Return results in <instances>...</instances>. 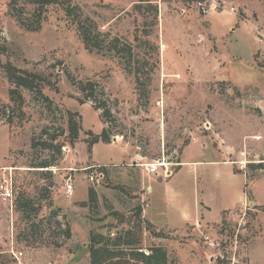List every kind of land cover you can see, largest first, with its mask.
Wrapping results in <instances>:
<instances>
[{
	"label": "rangeland",
	"instance_id": "374dc122",
	"mask_svg": "<svg viewBox=\"0 0 264 264\" xmlns=\"http://www.w3.org/2000/svg\"><path fill=\"white\" fill-rule=\"evenodd\" d=\"M0 61L46 80L0 70V264H90L96 234L168 264H264V0H0ZM178 161L198 164L166 182ZM90 188L97 206L74 207Z\"/></svg>",
	"mask_w": 264,
	"mask_h": 264
},
{
	"label": "trees",
	"instance_id": "16d2710c",
	"mask_svg": "<svg viewBox=\"0 0 264 264\" xmlns=\"http://www.w3.org/2000/svg\"><path fill=\"white\" fill-rule=\"evenodd\" d=\"M71 13V10H68V14L72 15ZM75 19H77L78 22L77 31L83 39V42L87 45L89 49L94 50L95 47H97L93 44L95 34L91 32L89 28H86L81 16H75ZM259 68L262 69L263 65H260ZM0 70L4 72L10 80L14 81L18 87L39 91L46 87V80L45 78H43V76H40L38 74H31L27 71L18 69L10 63H2L0 61ZM81 90L85 93V100L81 101L82 103H85L84 101L89 100L90 98L87 96L88 90L85 88H81ZM16 95L20 97L16 90H12V98H14ZM108 113L109 112L105 113V117H107ZM69 115L71 117V120L69 121V139L70 142H76L79 138L81 123L78 122L75 118L77 114L69 112ZM107 134L108 132L107 130H105L101 135L92 138V140L89 141V149L91 150L92 147L100 141L104 143H109L110 138ZM40 142L44 143V139L42 138ZM176 163H178L179 166H177L175 173L180 170L181 161H178ZM40 167L50 168V166L46 163H42ZM170 179L171 177L167 178V181H169ZM114 189L127 192V190L122 186H115ZM32 204V202L26 201L22 207H25L27 212L32 210L34 211L35 208L32 206ZM97 204V191L94 188H90L88 191V200L82 203H75L73 206L96 207ZM135 211V216L133 218L134 221H142V207H137ZM62 217L64 218V222H66L67 216L63 214ZM31 218L32 220H34L35 218V220L37 219L41 223L43 222V219L46 218V216H41L40 218V215L37 214L36 217ZM145 223L149 225L150 228L153 227L150 223ZM64 235L66 239L71 238L72 234L69 227L65 230ZM127 235L128 234H126V236ZM124 246L129 248H121ZM133 246L134 245L132 242H127L126 237L124 235L117 236L116 238H111L110 236H102L99 234L93 235L91 238V244L89 249L90 264H168V254L163 248L153 247L149 250L147 255L143 249H137ZM140 250H143V252H140Z\"/></svg>",
	"mask_w": 264,
	"mask_h": 264
},
{
	"label": "built area",
	"instance_id": "2783aa9c",
	"mask_svg": "<svg viewBox=\"0 0 264 264\" xmlns=\"http://www.w3.org/2000/svg\"><path fill=\"white\" fill-rule=\"evenodd\" d=\"M99 180L97 179V182ZM68 191L71 192L72 191V185L68 184ZM12 190H11V186L10 187H5L2 188V192H1V196L3 197L4 201H8L11 204L12 201ZM140 252H143V250H140ZM148 255V252H145Z\"/></svg>",
	"mask_w": 264,
	"mask_h": 264
},
{
	"label": "crops",
	"instance_id": "0c3cea01",
	"mask_svg": "<svg viewBox=\"0 0 264 264\" xmlns=\"http://www.w3.org/2000/svg\"><path fill=\"white\" fill-rule=\"evenodd\" d=\"M185 161H181V163H180V170L177 172V173H174L173 175H172V177H171V179L170 180H172V178L175 176V175H177L181 170H182V168L184 167V165L185 164H198V163H196V162H186V163H184ZM177 166H179V164L177 163ZM169 180V181H170ZM166 182H169V181H167V180H165ZM148 193V192H147ZM145 210H146V208L144 209V215H145ZM225 210H227L228 211V209H225ZM145 219H146V221L148 222V223H150L153 227H155V228H158L157 226H155L152 222H150L146 217H145Z\"/></svg>",
	"mask_w": 264,
	"mask_h": 264
},
{
	"label": "water",
	"instance_id": "95a60500",
	"mask_svg": "<svg viewBox=\"0 0 264 264\" xmlns=\"http://www.w3.org/2000/svg\"><path fill=\"white\" fill-rule=\"evenodd\" d=\"M200 252H201V255L204 258H206L209 261L210 264H212L214 262V260H215V256L214 255L208 254L207 251L204 250V249H202Z\"/></svg>",
	"mask_w": 264,
	"mask_h": 264
},
{
	"label": "bare ground",
	"instance_id": "6f19581e",
	"mask_svg": "<svg viewBox=\"0 0 264 264\" xmlns=\"http://www.w3.org/2000/svg\"><path fill=\"white\" fill-rule=\"evenodd\" d=\"M258 139V138H257ZM164 165V164H163Z\"/></svg>",
	"mask_w": 264,
	"mask_h": 264
}]
</instances>
